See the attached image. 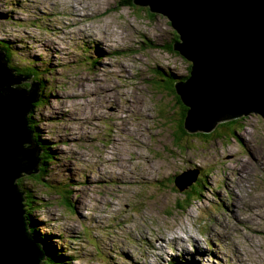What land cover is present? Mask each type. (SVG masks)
Masks as SVG:
<instances>
[{
    "label": "rangeland",
    "instance_id": "rangeland-1",
    "mask_svg": "<svg viewBox=\"0 0 264 264\" xmlns=\"http://www.w3.org/2000/svg\"><path fill=\"white\" fill-rule=\"evenodd\" d=\"M172 40L169 20L147 6L0 0V44L45 85L31 118L51 152L41 180L25 174L16 184L24 215L67 264H233L232 240L248 237L258 248L244 250L246 263L264 264V118L251 111L233 119V133L221 121L213 130L224 135L187 132L177 145L174 121L187 107L154 76L189 73L190 62L166 48ZM252 195L255 221L236 226L230 204L244 219Z\"/></svg>",
    "mask_w": 264,
    "mask_h": 264
},
{
    "label": "water",
    "instance_id": "water-1",
    "mask_svg": "<svg viewBox=\"0 0 264 264\" xmlns=\"http://www.w3.org/2000/svg\"><path fill=\"white\" fill-rule=\"evenodd\" d=\"M165 16L178 36L172 47L190 65L175 86L187 108V132L209 133L216 123L251 111L264 118V0H133ZM9 71L0 57V264H39L42 251L26 233L16 180L37 173L39 150L27 115L33 84ZM37 247V249H36Z\"/></svg>",
    "mask_w": 264,
    "mask_h": 264
},
{
    "label": "trees",
    "instance_id": "trees-1",
    "mask_svg": "<svg viewBox=\"0 0 264 264\" xmlns=\"http://www.w3.org/2000/svg\"><path fill=\"white\" fill-rule=\"evenodd\" d=\"M121 4H124V5H129L131 7H134V4H133V0H121ZM174 40H172L171 43H174L176 42V38H178L177 34L174 32ZM9 44L8 43H5V44H0V50H4L5 51V63L9 69V71H11L13 74L15 75H27V76H31V77H34L36 79V84L39 88V93H38V96H39V99L38 101L34 102L31 104L30 106V115H27V124H28V130L29 132L31 133V136L35 142V144L37 145V147L40 149V155H39V159H40V162H39V166L37 168L38 172L37 174H33V175H30L34 178H40L41 180V176L43 172H47V169L43 166V165H46V163H43V160L45 159L46 161H48V156L50 155V150L48 149V146L43 144L41 139L39 138V133H37L38 129L36 128V125L33 123V120H32V115L34 114V111L35 109L37 108L38 104L41 102V99H42V95H41V89L44 88V84L38 79L37 75V71L35 69V67H32L31 65L27 64L25 66H15L14 63H12V58H11V50H10V47L6 46ZM168 50L170 51H173L172 50V47L171 45L167 46L166 47ZM190 66V65H189ZM190 69V67H189ZM156 78H163L166 79V82H167V85L163 86L162 88L164 89V91H168L170 93H174L173 96L174 98L177 100V103L178 104H182L181 103V100L179 98V96L177 95L176 93V84L177 83H183L187 80L188 76H189V73L183 78H175L174 76L170 75V74H155L154 75ZM164 83V82H163ZM22 85H19L17 84L16 87L17 88H22V89H28L30 87V84L29 83H21ZM170 85V86H168ZM43 102V101H42ZM183 107V106H182ZM182 112H181V116L179 117V119L176 121H174V127H173V140L174 142L178 145L182 138H184V136H187V130L185 129L184 127V118H185V114H186V111L187 109H184L182 108ZM179 111V110H178ZM175 113H177V110L174 111ZM32 113V114H31ZM238 122H240V119H231L230 121L228 122H225V123H222L220 125H222V128L224 129H229L231 127V132L233 133L234 131H236V129L238 128ZM214 132V133H213ZM227 132V131H226ZM213 133V134H212ZM225 131H212L211 133H198L196 134L197 137L199 138H202L204 140H208L209 138H212L213 136L215 135H224ZM48 175V173H47ZM18 189L20 190L21 189V185H18V183L16 184ZM47 187L52 190V185H49L47 184ZM189 196L186 197V200H189L192 195L195 193V190L197 191L198 187L195 186V184H193L192 186H189ZM23 188V187H22ZM24 190V189H23ZM21 191V190H20ZM64 191L68 192L69 190H65ZM26 194L28 195V197H30V192L26 191ZM59 194H61L59 191H58ZM23 194V197L27 196L26 194L24 195V192H22ZM68 200V199H67ZM25 219H26V230L27 232L29 233V235L33 238V239H36L37 238V241L40 243V247L42 248V252H43V257L41 258V264H67V259L63 256V255H58L56 253V250L54 249V247H52L50 245V243L48 242V240L45 238V237H42L43 235L41 234H37V224L34 223V221L32 219H29L30 216H26L24 215ZM28 228H29V231H28ZM36 228V229H35ZM46 260V263H45V260ZM69 259V258H68ZM71 260V259H69ZM40 264V263H39Z\"/></svg>",
    "mask_w": 264,
    "mask_h": 264
},
{
    "label": "bare ground",
    "instance_id": "bare-ground-1",
    "mask_svg": "<svg viewBox=\"0 0 264 264\" xmlns=\"http://www.w3.org/2000/svg\"><path fill=\"white\" fill-rule=\"evenodd\" d=\"M48 14H50V13H48ZM115 52V51H114ZM115 143H119V142H115ZM118 148V147H117ZM117 155V154H116ZM110 162H112V161H110ZM122 162H123V160H122ZM121 166L122 165H119V168L121 169ZM118 168V169H119ZM122 168H123V166H122ZM197 169V168H196ZM197 176V175H196ZM206 187V186H205ZM254 197V195H252V199L250 198L249 199V201H246L247 202V204H248V209H247V211H246V213H245V218L244 219H241L240 217H239V215L236 213V212H234V210L233 209H236V205L234 204V203H232V204H230V206L232 207V214H233V216H234V223H235V225L236 226H238L239 224H241V223H243V221H245V220H247V219H249L250 217H251V219H254V221H255V217H254V209H255V206H256V198H253ZM252 200H254V202H252ZM258 217V216H257ZM260 219V218H259ZM253 221V222H254ZM252 222V223H253ZM252 228V227H251ZM261 231V230H260ZM264 231V230H263ZM263 233V232H262ZM157 241H161V242H158V243H162L163 244V242H165V240H163V239H160V240H157ZM171 241H172V246L173 245H179V246H182V244L184 243V238L183 237H174L173 239H171ZM242 241L244 242V240H243V238H242ZM195 242H199V240H195ZM232 242H233V244H234V251L232 252V254L233 255H231L230 254V252L228 253V252H226V254H227V258H229V256H230V258L232 259V258H235V257H237V260H236V262L234 263L233 262V264H247L246 263V259H245V253H244V250L246 249L247 251H249V252H252V253H256V251H257V246L255 245V242L254 241H252L249 237H248V245H246L245 244V242H244V246H242V245H240L237 241H234V240H232ZM221 243V242H220ZM219 245V244H218ZM221 245V244H220ZM125 247V246H124ZM222 247H223V244H222ZM150 248H152V246H151V243H150ZM36 249H37V247H36ZM156 249H162V247H161V245H160V247L159 248H156ZM227 249H232V248H230V247H227ZM155 250V249H154ZM126 253L128 254V252L126 251ZM125 253V254H126ZM197 253V252H196ZM190 253L189 252H187V255H189ZM192 255H196V254H193L192 253ZM41 256L43 257V255L41 254ZM153 257V256H152ZM197 260H200V258L199 257H195ZM220 258H221V255H220ZM136 262H140L139 264H145L144 263V261H142L141 259H140V257L139 258H137V260H135ZM154 261H155V259H154ZM224 262H225V260H224Z\"/></svg>",
    "mask_w": 264,
    "mask_h": 264
},
{
    "label": "clouds",
    "instance_id": "clouds-1",
    "mask_svg": "<svg viewBox=\"0 0 264 264\" xmlns=\"http://www.w3.org/2000/svg\"><path fill=\"white\" fill-rule=\"evenodd\" d=\"M147 9H148V11L149 12H151L150 11V9L148 8V6H147ZM6 18H7V15H4V14H2V19L3 20H6ZM175 32V31H174ZM176 33V32H175ZM175 35V34H174ZM177 42H174V43H170V44H168L167 46H169V45H171V47H173L174 46V44H176ZM166 46V47H167ZM172 50H173V48H172ZM174 51V50H173ZM176 52V51H175ZM5 51L3 50V54L2 53H0V57H1V59H2V61L5 63V61H4V57H5ZM5 65H6V63H5ZM190 65H191V63H190ZM7 66V65H6ZM33 85H34V87H36V91H37V88H38V86H37V84H36V82L34 81L33 82ZM39 100V99H38ZM37 99H36V101H38ZM29 115V114H28ZM29 131V130H28ZM29 134H30V138H31V140H32V143L37 147V145L35 144V142H34V140H33V138H32V136H31V133L29 132ZM38 148V147H37ZM38 150H39V155H40V149L38 148ZM39 166V165H38ZM25 175V174H24ZM29 176V175H28ZM24 215V214H23ZM26 222V221H25ZM26 233L29 235V233L27 232V230H26ZM30 236V235H29ZM31 237V236H30ZM32 238V237H31ZM33 239V238H32ZM35 243L38 245V247H39V249L42 251V248L40 247V243L38 242V241H35ZM42 255H43V252H42ZM41 261V260H40Z\"/></svg>",
    "mask_w": 264,
    "mask_h": 264
}]
</instances>
